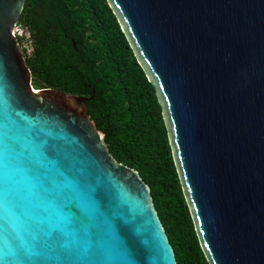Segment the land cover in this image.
<instances>
[{
    "label": "water",
    "instance_id": "obj_1",
    "mask_svg": "<svg viewBox=\"0 0 264 264\" xmlns=\"http://www.w3.org/2000/svg\"><path fill=\"white\" fill-rule=\"evenodd\" d=\"M163 109L210 264H264V0H108ZM0 0V264H178L88 97L35 88Z\"/></svg>",
    "mask_w": 264,
    "mask_h": 264
},
{
    "label": "trees",
    "instance_id": "obj_2",
    "mask_svg": "<svg viewBox=\"0 0 264 264\" xmlns=\"http://www.w3.org/2000/svg\"><path fill=\"white\" fill-rule=\"evenodd\" d=\"M17 34L35 88L88 97L115 158L151 186L178 264H210L184 196L156 88L108 0H26ZM31 49V51H29Z\"/></svg>",
    "mask_w": 264,
    "mask_h": 264
},
{
    "label": "rangeland",
    "instance_id": "obj_3",
    "mask_svg": "<svg viewBox=\"0 0 264 264\" xmlns=\"http://www.w3.org/2000/svg\"><path fill=\"white\" fill-rule=\"evenodd\" d=\"M19 33L20 34H24L25 32L22 29H20V32ZM29 51H31V49Z\"/></svg>",
    "mask_w": 264,
    "mask_h": 264
},
{
    "label": "built area",
    "instance_id": "obj_4",
    "mask_svg": "<svg viewBox=\"0 0 264 264\" xmlns=\"http://www.w3.org/2000/svg\"><path fill=\"white\" fill-rule=\"evenodd\" d=\"M16 32H17V34H19V32H20V29H19V28H17V29H16Z\"/></svg>",
    "mask_w": 264,
    "mask_h": 264
}]
</instances>
